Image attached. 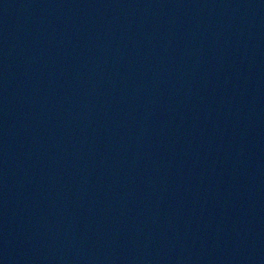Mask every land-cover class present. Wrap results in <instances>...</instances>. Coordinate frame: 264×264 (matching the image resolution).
<instances>
[{"label": "water", "instance_id": "water-1", "mask_svg": "<svg viewBox=\"0 0 264 264\" xmlns=\"http://www.w3.org/2000/svg\"><path fill=\"white\" fill-rule=\"evenodd\" d=\"M0 264H264V0H0Z\"/></svg>", "mask_w": 264, "mask_h": 264}]
</instances>
